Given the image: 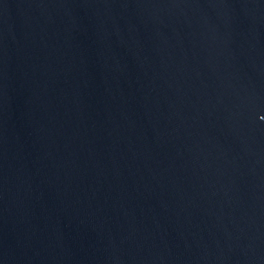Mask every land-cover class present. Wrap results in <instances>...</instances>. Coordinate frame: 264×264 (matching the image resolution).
Wrapping results in <instances>:
<instances>
[{
    "label": "water",
    "instance_id": "obj_1",
    "mask_svg": "<svg viewBox=\"0 0 264 264\" xmlns=\"http://www.w3.org/2000/svg\"><path fill=\"white\" fill-rule=\"evenodd\" d=\"M0 264H264V0H0Z\"/></svg>",
    "mask_w": 264,
    "mask_h": 264
}]
</instances>
